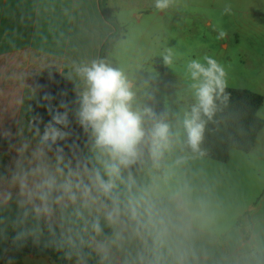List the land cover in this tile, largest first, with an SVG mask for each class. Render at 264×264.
Returning a JSON list of instances; mask_svg holds the SVG:
<instances>
[{"label":"clouds","instance_id":"clouds-1","mask_svg":"<svg viewBox=\"0 0 264 264\" xmlns=\"http://www.w3.org/2000/svg\"><path fill=\"white\" fill-rule=\"evenodd\" d=\"M173 2L155 0V8ZM221 14H232V6ZM215 30L217 40L227 37ZM176 56L171 48L161 53L165 66ZM74 71L82 82L74 107L61 101L42 133L30 121V137L20 128L19 142H10L15 155L0 172V236L11 227L14 243L31 238L68 264H198L199 242L214 231L217 211L190 165L205 155L217 102L228 99L225 65L209 54L187 60L194 102L181 122L183 140L165 115L137 103L123 70L93 59ZM70 113L86 137L83 148Z\"/></svg>","mask_w":264,"mask_h":264},{"label":"crops","instance_id":"crops-1","mask_svg":"<svg viewBox=\"0 0 264 264\" xmlns=\"http://www.w3.org/2000/svg\"><path fill=\"white\" fill-rule=\"evenodd\" d=\"M226 4L232 6V14L224 15L226 21L238 18V41L246 61L253 50L256 62L264 64V0H174L169 8L192 6L212 25L218 15L214 11L222 12ZM105 8L126 27L125 35L114 43L108 55L113 67V55L120 66L137 56L152 39L148 20L152 16L163 20L169 9L158 11L155 0H105ZM114 30L104 16L102 0H0V172L15 155L10 142H19L16 134L20 128L30 137L29 122H39L42 133L51 120L50 109H57L61 101L74 107L75 89L82 87L75 66L99 59L103 44ZM222 43L228 46V42ZM130 68L125 69L128 78ZM69 119L73 139L81 147L86 141L81 139L83 130L71 113ZM5 131L13 134L11 141L3 136ZM234 149L229 160L220 164L205 157L206 171L197 178L202 181L198 184L208 189L216 208L235 204L234 212L217 218L214 231L201 238L198 264H237L241 257L264 250V127L249 152H233ZM236 185L252 188L250 195L238 200L217 194ZM12 207L14 210L15 205ZM246 212L249 236L237 224L238 217ZM6 215H14V211ZM12 235L15 231L9 227L6 238L0 236V264H58L51 257L31 253L7 258Z\"/></svg>","mask_w":264,"mask_h":264},{"label":"rangeland","instance_id":"rangeland-1","mask_svg":"<svg viewBox=\"0 0 264 264\" xmlns=\"http://www.w3.org/2000/svg\"><path fill=\"white\" fill-rule=\"evenodd\" d=\"M204 10L203 12L206 13V9ZM214 12L218 14L215 22L208 25L203 15L198 14L199 12L197 13L192 6L169 8L163 20L154 16L148 20L152 39L137 53V56L128 58L124 63L126 65L120 66L118 57L113 55L116 68L125 72L127 66L131 67L129 78L135 85L137 103L148 104L158 114L165 115L173 130L180 131L181 140H183L181 122L184 113L194 102L189 86L191 81L185 74L187 60L202 57L204 54L212 55L228 70L227 87L249 89L264 96V64L256 62L253 50L250 59L246 61L245 52L240 50L238 41L240 25L238 18H230L226 21V16L222 15L221 11ZM217 26L226 30L225 39H216ZM222 42H228V46H224ZM166 48H171L177 53L172 66L163 64L161 53ZM138 57L142 60H138ZM158 64L163 67V71L157 68ZM259 109V115L264 117V101ZM180 147L181 145L178 144L177 151ZM233 152L242 153L238 149H234ZM204 159L205 157H199L191 161V171L196 174V178L206 171V166L203 165ZM210 162L220 164L219 162L222 161L211 159ZM194 166L197 168L194 169ZM199 182L202 181L197 179V183ZM234 185L233 183L232 187ZM251 191L252 188H239L236 185L234 188H225L217 194L222 197H236L239 200L246 199ZM234 206V203H229L223 204L220 209L216 208L217 218H226L225 213L234 212Z\"/></svg>","mask_w":264,"mask_h":264},{"label":"trees","instance_id":"trees-1","mask_svg":"<svg viewBox=\"0 0 264 264\" xmlns=\"http://www.w3.org/2000/svg\"><path fill=\"white\" fill-rule=\"evenodd\" d=\"M102 10L106 19L114 26L115 30L103 44L99 59L108 62V55L112 51L114 43L126 33V27L105 8V0H102ZM158 59V58H157ZM109 63V62H108ZM157 68L163 71V67L158 64ZM227 100L217 102V111L212 121H209L204 135L202 148L205 155L210 159L226 162L229 160L231 149L235 148L244 152H249L256 141V138L264 127V118L258 114L264 96L253 90L243 88H226ZM81 139L86 140L83 132ZM84 144H81L83 148ZM237 224L242 226L246 236L250 234V220L247 212L240 215ZM10 239V249L7 258L17 259L26 253L35 256H48L53 258L58 264H66L62 253L51 247L34 244L31 238L20 242H13ZM6 258V259H7ZM237 264H264V250L253 255L241 257Z\"/></svg>","mask_w":264,"mask_h":264}]
</instances>
